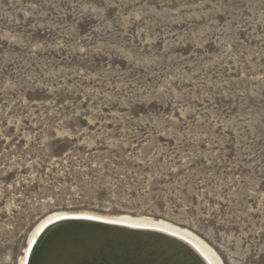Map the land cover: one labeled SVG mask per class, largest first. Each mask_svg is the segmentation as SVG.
<instances>
[{"label": "rangeland", "instance_id": "1", "mask_svg": "<svg viewBox=\"0 0 264 264\" xmlns=\"http://www.w3.org/2000/svg\"><path fill=\"white\" fill-rule=\"evenodd\" d=\"M65 213L264 264V0H0V264Z\"/></svg>", "mask_w": 264, "mask_h": 264}, {"label": "bare ground", "instance_id": "2", "mask_svg": "<svg viewBox=\"0 0 264 264\" xmlns=\"http://www.w3.org/2000/svg\"><path fill=\"white\" fill-rule=\"evenodd\" d=\"M67 219L92 220L128 230L89 222H61ZM208 251L189 232L165 223L65 213L51 216L35 228L19 264H218Z\"/></svg>", "mask_w": 264, "mask_h": 264}, {"label": "water", "instance_id": "3", "mask_svg": "<svg viewBox=\"0 0 264 264\" xmlns=\"http://www.w3.org/2000/svg\"><path fill=\"white\" fill-rule=\"evenodd\" d=\"M61 222H65V223H76V222H89V223H92L93 225L94 224H99L98 226H100V225H106V226H110L111 228H109V229H112V228H115L114 230H117L116 228H121V229H125V230H128V229H126L125 227H121V226H117V225H108V224H106V223H100V222H95V221H92V220H71V219H67V220H62ZM61 222H56V223H54V224H58V223H61ZM53 225V224H52ZM106 228H108V227H106ZM129 231H131V230H129ZM133 232H135V231H137V232H149V233H159V232H156V231H143V230H132ZM160 234H162V233H160ZM166 236V235H165ZM42 237V236H41ZM169 237V236H168ZM171 239H173V240H176V241H178V242H180V243H183V242H181V241H179V240H177V239H174V237L172 238V237H170ZM38 240V239H37ZM196 254H198L197 256L199 257V253H197V251L195 252ZM201 258V257H200Z\"/></svg>", "mask_w": 264, "mask_h": 264}]
</instances>
